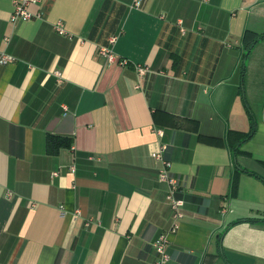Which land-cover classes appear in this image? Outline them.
<instances>
[{"label":"crops","instance_id":"crops-1","mask_svg":"<svg viewBox=\"0 0 264 264\" xmlns=\"http://www.w3.org/2000/svg\"><path fill=\"white\" fill-rule=\"evenodd\" d=\"M133 1L0 0V264H264V0Z\"/></svg>","mask_w":264,"mask_h":264},{"label":"built area","instance_id":"built-area-1","mask_svg":"<svg viewBox=\"0 0 264 264\" xmlns=\"http://www.w3.org/2000/svg\"><path fill=\"white\" fill-rule=\"evenodd\" d=\"M14 5V11L11 15V22L16 25L19 22H27L32 20L36 15L32 12L31 8L33 6L39 5L43 0H12ZM142 0H134L131 7L138 8L141 6ZM39 17V15H37ZM55 31L63 36H67L68 32L65 29L64 24L59 21L54 25ZM118 37L112 36L109 39L108 45L100 46L98 49V55L105 59L108 64H118L122 67H127L130 65V62L126 58L119 57L115 52L113 46L115 45ZM16 59L12 55L7 54L6 52H0V65H8L15 63ZM134 69L137 75L140 78H143L149 74H152V70L148 66L134 64ZM159 134H162L159 132ZM152 156L160 160L163 164V168L160 171L159 178L161 181L169 185V191L166 196L167 201L169 202L173 210V226L172 231L175 233L180 228V222L184 217L183 208L185 205L184 200L179 196L180 193V182L174 177L171 172V163L164 159L161 152L153 153ZM59 173H53V176H58ZM12 199L13 194L11 192L7 195ZM89 225V224H88ZM169 235H161L154 243L153 247L157 253V259L153 264H167L170 260V254L168 251L169 248Z\"/></svg>","mask_w":264,"mask_h":264},{"label":"trees","instance_id":"trees-1","mask_svg":"<svg viewBox=\"0 0 264 264\" xmlns=\"http://www.w3.org/2000/svg\"><path fill=\"white\" fill-rule=\"evenodd\" d=\"M108 41L102 42L101 37H100V38H98L97 43L99 44V47H100V46L108 45ZM251 136H252V134L248 135V138H250ZM47 144H48L47 145L48 151L51 153L52 152L56 153L61 147H69V148L73 147L72 146L73 142L67 141L65 139H61L60 137H55V136H49Z\"/></svg>","mask_w":264,"mask_h":264}]
</instances>
